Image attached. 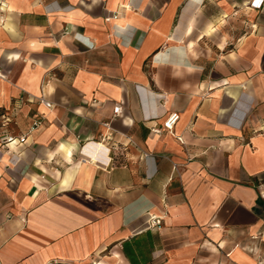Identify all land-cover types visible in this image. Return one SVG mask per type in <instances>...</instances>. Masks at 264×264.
<instances>
[{"label":"crops","instance_id":"crops-1","mask_svg":"<svg viewBox=\"0 0 264 264\" xmlns=\"http://www.w3.org/2000/svg\"><path fill=\"white\" fill-rule=\"evenodd\" d=\"M259 261L264 0H0V264Z\"/></svg>","mask_w":264,"mask_h":264},{"label":"built area","instance_id":"built-area-1","mask_svg":"<svg viewBox=\"0 0 264 264\" xmlns=\"http://www.w3.org/2000/svg\"><path fill=\"white\" fill-rule=\"evenodd\" d=\"M255 4L259 6L260 5V1L256 2ZM106 16H107V18H113V17L117 16V14L114 13V12H111V13H108V15H106ZM39 101L42 102L46 107H48V108L51 107V103L48 102V101H45L42 97H40ZM119 111H120V106H115L114 109H113V113L117 114V113H119ZM177 119H178V114L177 113H171L166 118V120L163 122L162 127L153 128L152 131H154L156 133L161 132V130L171 131L172 128H173V125L177 121ZM39 123H40V121H34L33 124L31 125L30 129H34L35 127H37L39 125ZM14 140H15V138L12 137V136H4L2 138V142L4 144L9 143V142H13ZM19 141L23 142L24 141V136L19 137ZM160 223H161V218L152 215V216H150L148 226L149 227H154V226L158 227L160 225ZM257 264H264V263L259 261Z\"/></svg>","mask_w":264,"mask_h":264}]
</instances>
